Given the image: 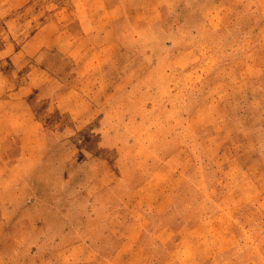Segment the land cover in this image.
<instances>
[{"label": "rangeland", "instance_id": "rangeland-1", "mask_svg": "<svg viewBox=\"0 0 264 264\" xmlns=\"http://www.w3.org/2000/svg\"><path fill=\"white\" fill-rule=\"evenodd\" d=\"M80 1L0 0V135L15 134L18 122L34 134L0 138V202L61 200L103 181L98 194L117 201L104 217L105 238L112 228L128 238L145 226L152 264H264V30L248 55L197 60L194 74L170 57L161 27L139 22L160 18L168 29L180 18L190 29L211 13L225 22L223 0H102L105 36L93 27L82 36L89 27L64 16ZM70 132L83 137L64 138ZM17 145L37 155L24 161L33 170L15 188L9 184L22 174L8 170L2 151ZM6 212L0 208V220ZM11 216L4 242L12 246L31 236L17 235L18 213ZM92 216L84 233L101 221ZM41 219L50 230L68 223L51 213ZM54 243L43 264L99 257Z\"/></svg>", "mask_w": 264, "mask_h": 264}, {"label": "crops", "instance_id": "crops-1", "mask_svg": "<svg viewBox=\"0 0 264 264\" xmlns=\"http://www.w3.org/2000/svg\"><path fill=\"white\" fill-rule=\"evenodd\" d=\"M93 3L96 5L95 9L99 8L100 10L99 17L96 20L91 17V12L88 10L92 8ZM160 3L163 5L165 1L161 0ZM199 9V5L196 7L194 3L191 6V11L194 13L199 12ZM212 9L216 10V7L213 6ZM222 9L226 15L229 12L228 16L231 17L221 23H214L213 14L211 13V17H206L202 14L199 23L190 29H183V22H179L180 18L174 21L168 29L163 26L165 20H160V18L159 20L155 19L145 23L140 21L139 26L161 27V36L164 39L163 44L169 48L168 50H171L170 57L177 61L180 60L178 62L179 65L182 67L186 66L185 68H192V73L196 74L201 68V64L197 65V60L207 58L208 61H220L222 59L242 58L249 51L256 49L261 42L260 39L262 37L259 33L264 30V0H223ZM142 10L146 19L150 11L145 6ZM176 13H178V10H176ZM172 15L176 16L177 14ZM64 16L69 22L77 18L81 27L85 25L86 28L89 27L88 29L95 28L94 31L97 36L110 34L109 25L104 26L107 22L103 20L104 7L102 0H81L80 3L72 4L71 8L65 11ZM121 16V11H119L118 14L112 17L111 23L109 22L111 30L115 21ZM245 18H248L249 22ZM58 20L59 17L56 15V21ZM228 28L230 30H227ZM225 30L227 31L223 32ZM62 32L64 31L62 30ZM89 32L93 33L91 29L84 30L82 36L88 35ZM184 59L187 61L182 64ZM14 133L11 134L7 130V132L0 135V138H34L33 133H25L23 131L20 122L16 123ZM68 137L81 138L83 135L75 134V132L65 133L64 138ZM101 148L103 149V147ZM2 154L7 156V160H12L9 163L8 170L20 171L22 174L21 179L11 181L9 184L16 188L23 179V172L33 170L31 166H26L24 161L30 156L35 157L37 154L34 151L27 152L25 147L21 145L7 147L4 152L2 151ZM104 154L105 152H102V154L100 152V155ZM34 167L37 168V166ZM144 183L147 182L145 181ZM104 184L103 181L97 183L92 193L80 190L79 193L77 192L73 196H65L61 200H56L58 202L53 199L44 200V198L39 196L33 198L21 196L19 200L0 202V208L7 211V214H5L7 217L4 215L0 220V264H43L42 261L50 260L51 250L60 246L54 243L56 239L59 240L61 245L69 244L67 248H82L83 257L86 251H89L90 254L94 251L99 256L95 258L94 263H91L92 259H90V255H87V258H81L82 264H152V245L147 243L151 231L145 226L139 228L137 232L128 238L125 234L119 233L117 228H112L110 235L113 238H108L109 240L105 238V233L107 234L108 232H105L104 217L106 211L107 214L111 213L113 216L117 201L107 200V196L98 194ZM1 211L4 214L3 210ZM9 213L12 214L11 218H17L18 213L19 230L16 234L30 235L31 238H24L22 242L18 240L17 244L15 243L12 246L9 242L8 244L7 241H5L6 243L4 242V236L12 234L9 229ZM48 213L56 214L68 223L59 228V230H50L51 228L41 219ZM91 214H93L92 217H98V214H100L103 219L101 218V221L95 224L93 231H90L91 233H84L85 228H83L84 224L82 221ZM148 214L149 212L144 211L142 217L147 218ZM133 218L136 219L138 216H133ZM76 219L80 220V223L74 224ZM69 237L71 238L69 239ZM61 239L64 242H61ZM136 252L138 254L133 260L127 258V256H131L132 253ZM47 264L50 263L47 262Z\"/></svg>", "mask_w": 264, "mask_h": 264}]
</instances>
